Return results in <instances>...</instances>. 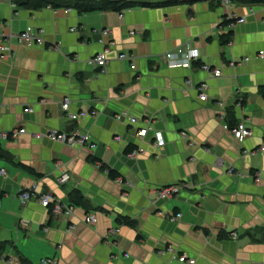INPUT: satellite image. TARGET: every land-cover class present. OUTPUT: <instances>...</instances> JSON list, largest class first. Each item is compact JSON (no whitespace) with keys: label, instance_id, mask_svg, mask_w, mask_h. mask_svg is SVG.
Wrapping results in <instances>:
<instances>
[{"label":"crops","instance_id":"0c3cea01","mask_svg":"<svg viewBox=\"0 0 264 264\" xmlns=\"http://www.w3.org/2000/svg\"><path fill=\"white\" fill-rule=\"evenodd\" d=\"M121 1L136 7L77 14L0 0V40L10 51L0 55V147L7 154L0 157L7 173L0 176V264L46 257L56 264H187L182 256L195 264H264V152L257 151L264 141V58L257 57L264 54V5ZM168 1L176 4L158 6ZM228 13L244 22L227 26ZM27 28L44 31L43 45L19 42ZM184 45L198 52V62L168 69L164 54ZM104 48L109 60L101 71L89 60ZM202 84L205 101L198 99ZM66 97L71 112L95 115L68 121ZM121 111L152 124L165 144L156 147L151 134L136 137L134 125L114 119ZM240 122L251 130L242 143L226 129ZM13 129L25 134L6 138ZM47 131H77L87 144L72 149L32 137ZM129 147L146 153L132 157ZM64 172L69 179L60 185ZM181 183L186 187L172 198L157 197L160 188ZM34 184L73 207L72 216L53 214L35 198L21 205L18 193ZM75 190L86 207L69 201ZM120 217L132 224H119ZM20 220L28 226L18 227Z\"/></svg>","mask_w":264,"mask_h":264},{"label":"built area","instance_id":"2783aa9c","mask_svg":"<svg viewBox=\"0 0 264 264\" xmlns=\"http://www.w3.org/2000/svg\"><path fill=\"white\" fill-rule=\"evenodd\" d=\"M9 3L12 7H15L14 4L11 2V0H9ZM219 5L222 8H228L230 5H235L234 3H232L231 0H220ZM233 20H236L235 18V14H229L226 17L225 20H223L225 23L230 22L229 27L234 26ZM244 22V19L240 18L237 19L235 21V23L238 24H242ZM43 35H44V31L42 29H38L36 32H31V29L27 28L24 32H22L18 39L20 43L25 44L28 47H31L33 45H43L44 43V39H43ZM108 50L104 48L103 51L97 53L91 60H89V62L91 63V65L97 67L99 70L103 71L107 64H108ZM10 54L9 48L7 45H4V43L0 40V55L3 57L5 55ZM258 58L263 59L264 58V54L263 53H259L257 55ZM164 60L167 63V67L168 69H177V68H184V69H189L192 67V65L194 63L198 62V52L195 51L194 49L190 48L189 45H184L181 46L173 51H169L167 53L164 54L163 56ZM119 59L121 60H129L131 62L130 64V68L131 70H135V63L133 64V59L125 54H120ZM248 61V58L243 59L242 61H238V62H234V63H230V65H234V64H239L240 62H246ZM201 70L204 71H210L212 72L213 76L215 78L219 77L221 75V71L219 69H214L211 70L209 69L207 66L205 65H200L198 67ZM207 85L206 84H202L197 88V91L199 94L198 99L199 101H205L206 100V95L203 93L204 91H206L207 89ZM69 99L66 97L63 100L62 103V110L65 111L66 113V117L68 119V121L70 122H74L75 120H77L78 118H84L87 115H95V112H80V113H73L69 110ZM129 114L127 112L121 111L119 113H117L114 116V119L118 122H124L126 124H129L131 126L134 125L135 129H136V134L135 136L143 139L146 135L151 134L154 138L155 142V146L156 147H162L165 143H164V139L162 136V133L159 131H156L155 128L153 127L152 124H148L146 121H140L139 119H137L136 117H132V116H128ZM139 123H143L144 125L142 127L136 128V126ZM230 131V134L232 135V137L238 142V143H242L247 137H249L251 135V130L249 128H247L245 126L244 123L240 122L236 125H234L231 128H227ZM22 134H25V130L24 129H13L11 130L8 134H5L4 136H6V138H9L11 140H17L18 137ZM181 135L184 138H188V135L185 132H182ZM33 139L35 140H42V139H49L51 141L57 142V143H61L63 145H66L72 149L75 148H80V147H85L87 144V138L85 135H80L77 131H72V132H58V131H47L46 133H34L32 135ZM257 151L260 152H264V141H263V145H261L260 147H258ZM146 152L141 148L138 147L136 149H134L130 155L132 157H137L138 155H144ZM248 153V152H245ZM250 155H253L254 152H250ZM228 173H233L234 168L231 166H228L226 168ZM0 176L3 178L7 177V173L5 171V169H0ZM69 179V175L67 173H62L59 175V177L56 179L57 183L60 185L65 184ZM260 179H259V175L256 174L255 175V183H259ZM186 187V185L184 184H172V185H168L165 187L160 188L157 191V197L161 200H167L172 198L173 196H175L176 194H178L181 190H183ZM33 198L38 199L39 204L41 206H43L44 208H48L51 210V212L53 214H62L65 215L67 217H71L72 216V211H73V207L71 206H63L61 203H59L52 195L48 194V193H44V194H39L37 192V187L36 185H32L31 187H29L28 189L21 191L18 193V199L21 203V205H25L27 203L30 202V200H32ZM180 214L175 215L172 219L178 220L180 218ZM86 224L88 225H93L95 223V216L93 215H88L85 219ZM28 226V222L24 221V220H20L18 223V227H23L26 228ZM120 232L119 228L113 229V230H109L106 235L105 238H110V236H116L118 233ZM236 233H232V238H236ZM171 250V249H169ZM179 262L180 263H187V264H195V261L192 259L186 260L185 257H180L179 258ZM57 261L55 258H50V257H46V258H42L38 264H56Z\"/></svg>","mask_w":264,"mask_h":264},{"label":"trees","instance_id":"16d2710c","mask_svg":"<svg viewBox=\"0 0 264 264\" xmlns=\"http://www.w3.org/2000/svg\"><path fill=\"white\" fill-rule=\"evenodd\" d=\"M218 3L220 0H217ZM232 3L235 5H247V6H253V5H264V0H231ZM11 2L14 4L15 7L29 10V11H37L42 8L50 7L52 9H72L77 14H89L93 12H104V11H113V12H121L126 9H132L136 7L134 3L128 2V1H110V0H101L98 2H92L90 0H76L70 3H56L53 0H11ZM176 2L168 1L163 4H160L158 6H167V5H174ZM142 7H149V5H142ZM230 22H226L224 24L229 25ZM226 37V36H225ZM134 149L132 147L127 148L126 152L131 153ZM0 157L7 159V154L4 150L0 147ZM24 170H27L30 173H34L32 169L22 166ZM108 176L111 179H116L119 177L118 173H116L113 170L108 171ZM69 201L74 206H81L86 207V204L84 203L83 196L78 191H73L69 195ZM117 222L119 224H132V221H130L127 217H120ZM2 246L0 245V253L2 251ZM1 257V255H0Z\"/></svg>","mask_w":264,"mask_h":264},{"label":"water","instance_id":"95a60500","mask_svg":"<svg viewBox=\"0 0 264 264\" xmlns=\"http://www.w3.org/2000/svg\"><path fill=\"white\" fill-rule=\"evenodd\" d=\"M71 128V127H70ZM70 128H69V130H70Z\"/></svg>","mask_w":264,"mask_h":264}]
</instances>
